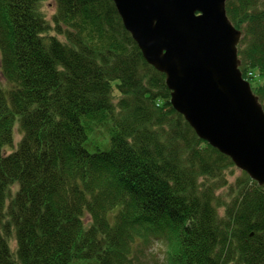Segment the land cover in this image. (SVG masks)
<instances>
[{
	"label": "trees",
	"instance_id": "trees-1",
	"mask_svg": "<svg viewBox=\"0 0 264 264\" xmlns=\"http://www.w3.org/2000/svg\"><path fill=\"white\" fill-rule=\"evenodd\" d=\"M41 1L0 0V264H136L165 239V264H264V187L245 172L224 204L233 161L175 110L114 1L56 0L64 39ZM226 9L264 107V0Z\"/></svg>",
	"mask_w": 264,
	"mask_h": 264
},
{
	"label": "water",
	"instance_id": "water-1",
	"mask_svg": "<svg viewBox=\"0 0 264 264\" xmlns=\"http://www.w3.org/2000/svg\"><path fill=\"white\" fill-rule=\"evenodd\" d=\"M199 138L264 187V107L243 77L228 0H113Z\"/></svg>",
	"mask_w": 264,
	"mask_h": 264
},
{
	"label": "rangeland",
	"instance_id": "rangeland-1",
	"mask_svg": "<svg viewBox=\"0 0 264 264\" xmlns=\"http://www.w3.org/2000/svg\"><path fill=\"white\" fill-rule=\"evenodd\" d=\"M40 9L42 13L44 14L45 18L49 21V23L52 26V29L49 31L50 35H55L61 39H64V35H59L57 32L54 30V22H53V16L57 11V3L56 0H43L40 3ZM257 74L259 73L258 71H255ZM261 73V72H260ZM260 73L258 75L253 74L254 76V81L253 83L256 85H261L264 83V75ZM253 79V78H252ZM250 81V80H249ZM251 83V81H250ZM0 85L3 87H8L9 83L5 79L2 68H1V56H0ZM252 86V85H251ZM253 89V88H252ZM254 91V90H253ZM120 93L118 92L117 89H114V97L117 101L119 98ZM15 134V143L14 145L16 146L18 141L21 138V134L18 130V127L16 126L14 130ZM7 150H10L11 147H6ZM246 175L245 171L237 167L235 164L232 166H229L225 173L224 177L226 180V184L221 187L217 192L219 196L224 200V204H227L231 201L232 196L234 195L238 182L242 181L244 179V176ZM18 189V184H14L10 187V195H13L16 190ZM9 199L6 200L4 208L0 211V220L1 219H6V212H7V207L9 204ZM220 215H224L225 213V205H221L218 209ZM9 244L11 247L12 251L16 250V238L14 231L10 235L9 239ZM170 251V244L167 239L165 240H153L148 244L147 247H141L138 252H137V259L136 264H165L168 253Z\"/></svg>",
	"mask_w": 264,
	"mask_h": 264
},
{
	"label": "bare ground",
	"instance_id": "bare-ground-1",
	"mask_svg": "<svg viewBox=\"0 0 264 264\" xmlns=\"http://www.w3.org/2000/svg\"><path fill=\"white\" fill-rule=\"evenodd\" d=\"M156 69V68H155ZM162 73V72H161ZM165 81H166V76H165Z\"/></svg>",
	"mask_w": 264,
	"mask_h": 264
}]
</instances>
